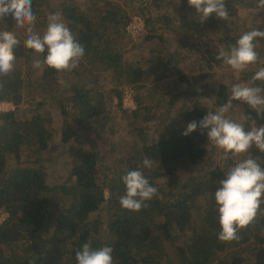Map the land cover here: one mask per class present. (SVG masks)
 <instances>
[{
    "label": "trees",
    "instance_id": "obj_1",
    "mask_svg": "<svg viewBox=\"0 0 264 264\" xmlns=\"http://www.w3.org/2000/svg\"><path fill=\"white\" fill-rule=\"evenodd\" d=\"M53 4L32 0L36 17L58 13L84 46L72 71L44 66L38 80L26 79L20 60L34 56L23 46L26 34L12 18L0 20V31L14 32L21 42L14 70L0 75V104L14 107L0 111V211L7 214L0 223V264H77L75 254L88 242L93 249L112 247L114 264H264V203L239 240L221 242L215 201L231 167L248 156L264 167V153L253 147L224 159L207 130L182 135L190 122L199 124L230 99L233 73L213 80L211 67L222 64L215 59L221 47L228 50L253 29L264 31V8L256 0H225L229 19L213 14L204 22L188 0H62L56 12ZM242 9L253 16L249 23L242 22ZM137 16L145 30L139 47L129 49L148 48L125 60L126 27ZM255 43L264 60V38ZM260 67L250 65L252 75L242 83ZM95 73L102 80H92ZM126 89L134 110L123 107ZM50 99L59 104L52 125L45 110ZM233 105V120L246 114L264 125V115L240 101ZM118 125L131 139L128 157L117 153L112 139ZM102 147L115 156L109 159ZM145 157L154 161L151 169L141 167ZM58 165L66 172L63 181L51 177ZM137 169L158 195L133 212L119 200L126 170Z\"/></svg>",
    "mask_w": 264,
    "mask_h": 264
},
{
    "label": "clouds",
    "instance_id": "obj_2",
    "mask_svg": "<svg viewBox=\"0 0 264 264\" xmlns=\"http://www.w3.org/2000/svg\"><path fill=\"white\" fill-rule=\"evenodd\" d=\"M188 4L204 22L213 14L221 20L229 19L225 0H188ZM256 7L264 8V0H256ZM6 17L12 18L18 29L26 31L23 46L31 50L34 57L47 53L43 60L33 59L34 69L47 66L57 72L72 71L83 59L84 46L58 13L48 15L43 35L34 30L37 17L32 0H0V20ZM257 38H264V31L253 29L245 32L235 44L228 46V50L221 47L215 59L222 60L236 72H243L258 62L264 64L256 51ZM20 43L14 32L0 31V75H8L14 70L15 50ZM258 81L264 83V67H260L247 83L233 84L228 102L214 112L208 111L199 124L190 122L182 135L188 136L198 127L202 133L207 130L209 142L223 151L224 159L230 158V154L237 156L249 153L253 147L264 153V125L256 126L250 115L242 114L238 121L228 115L234 107L233 101L246 104L257 116L264 115V87L257 86ZM203 99L211 105L215 97ZM249 120L252 121L250 125L247 123ZM258 159L248 156L238 161L219 181L215 201L221 228L217 238L221 242L239 240V231L251 225L260 212L261 204L264 203V167H261ZM153 164L152 159L145 157L141 167L151 169ZM122 181L126 193L121 196L119 203L125 210L139 212L148 206L147 201L158 195V189L139 169L126 170ZM75 259L77 264H114L113 248L104 246L93 249L91 242H88L76 252Z\"/></svg>",
    "mask_w": 264,
    "mask_h": 264
},
{
    "label": "rangeland",
    "instance_id": "obj_3",
    "mask_svg": "<svg viewBox=\"0 0 264 264\" xmlns=\"http://www.w3.org/2000/svg\"><path fill=\"white\" fill-rule=\"evenodd\" d=\"M46 1V0H44ZM54 1V4H53V10L56 12L58 11V6H59V3L62 1L60 0H53ZM77 1V4L81 5L83 3L86 2V0H76ZM49 14H47L46 12H44L40 18L37 17L36 19V22H35V28L34 30L38 33H40L41 35H43V33L46 31V28H47V17H48ZM240 16L242 18V22L244 23H249L252 19H253V16L251 15V13L249 12V10H246V9H242L240 11ZM142 17V16H140ZM143 18V17H142ZM42 26H44L42 28ZM23 30V32H25L24 34H26V31L24 29H21ZM128 34V33H127ZM144 34V32H143ZM143 34L136 40L134 41V39L129 36L131 39L129 40V44L126 45V51L124 52V58L125 60L127 59H131V57L133 56V58L135 59L136 57H139V54L140 53H144L147 51L146 48H148V46H143L142 47V52L140 51H131L129 48L130 46H134L132 48H138L139 46V43H140V39L142 38ZM167 44L168 43H163L161 46L164 48V49H167ZM170 53V52H169ZM34 58H38V57H32L28 62H25V59L23 60H20V70L21 72L23 73V76L27 79H31L32 81H36L39 79L40 75L42 74V69H34L33 66H32V61ZM129 61V60H128ZM29 70H31L32 72L29 73ZM214 77H212L213 80H218L220 77L223 78V80H226L228 78V72H232L233 73V76H234V84L235 82L236 83H242V80L246 77H249V75H252L251 71L248 70V68L246 70H244L243 72H236L234 71L231 67H229L228 65L224 64L223 61H222V64L221 65H214L211 67V70H210ZM69 73V72H68ZM99 73H95L94 74V77H92V80H102L103 77H98ZM74 79V76L73 75H69L67 77V80L66 81H69L72 83V80ZM220 81V80H219ZM63 83H65L64 81H62V84L61 86L63 85ZM131 90V89H129ZM26 91H29V92H32V90H26ZM35 91V90H34ZM33 91V92H34ZM132 91V90H131ZM34 93L38 94V97H35V99L37 100H41L42 96L40 95L41 93H39L38 91H35ZM25 100H29L28 97L26 96L25 97ZM47 103L48 105L45 106V110L48 111L46 113H49L47 114V118L49 121H51V125L53 124L54 122V119H56V117H59V104H55L56 102L53 101V99H50V100H47ZM123 107L126 108V109H129V110H134L136 109V106L134 108H129L128 106H126L125 104V97H124V101H123ZM3 104V103H2ZM5 105H1L0 106V111H10V110H13L14 107L12 104H9L8 103H4ZM55 105V106H54ZM173 115H175L174 112H172ZM112 139H113V142L115 143H118L117 145V148H116V151L117 153L125 156V157H128L130 156L131 152H130V149L128 147V143L129 141L131 140L128 135L125 133V132H122V127L121 126H117L116 128V133L112 136ZM97 141L100 143L101 139L98 138ZM214 144V143H213ZM103 148V147H102ZM105 148H103L104 150ZM105 154H107V156H110L108 157L109 159L113 158L115 155H111L109 150H104ZM217 158L221 159V156L219 154H217L216 156ZM65 175H66V172L64 171V169H62L60 167V165L56 166L53 171H52V178L54 180H61L63 181L65 179ZM3 212V211H2ZM4 214H6L5 212H3Z\"/></svg>",
    "mask_w": 264,
    "mask_h": 264
},
{
    "label": "built area",
    "instance_id": "obj_4",
    "mask_svg": "<svg viewBox=\"0 0 264 264\" xmlns=\"http://www.w3.org/2000/svg\"><path fill=\"white\" fill-rule=\"evenodd\" d=\"M145 30V21L144 18L137 16L134 17L127 25L126 31L129 36H131L134 41H136L144 32ZM125 104L129 108H134V100L132 97V91L129 89H126L125 94ZM7 218V214H4L2 211H0V223L5 221Z\"/></svg>",
    "mask_w": 264,
    "mask_h": 264
},
{
    "label": "crops",
    "instance_id": "obj_5",
    "mask_svg": "<svg viewBox=\"0 0 264 264\" xmlns=\"http://www.w3.org/2000/svg\"><path fill=\"white\" fill-rule=\"evenodd\" d=\"M1 105L3 106V105H5V104L3 103V104H1ZM1 105H0V106H1ZM8 105H9V103H8Z\"/></svg>",
    "mask_w": 264,
    "mask_h": 264
}]
</instances>
